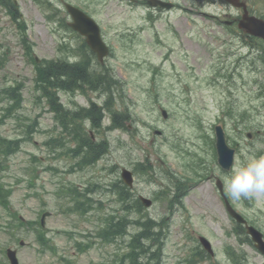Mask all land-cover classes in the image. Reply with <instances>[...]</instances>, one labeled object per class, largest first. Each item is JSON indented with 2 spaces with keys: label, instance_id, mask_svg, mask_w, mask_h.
<instances>
[{
  "label": "rangeland",
  "instance_id": "obj_1",
  "mask_svg": "<svg viewBox=\"0 0 264 264\" xmlns=\"http://www.w3.org/2000/svg\"><path fill=\"white\" fill-rule=\"evenodd\" d=\"M17 1L27 26L26 37L20 36L21 43L28 44L38 58L65 54L64 50L57 48L63 39L71 41L73 46L74 40L78 42L69 31L59 29L45 20L40 6L32 0ZM67 1L84 6V11L100 24L104 40L111 48L106 63L121 80V92L124 96L120 98L128 107L133 130L99 134L98 138L108 140L109 152L102 160L85 170L71 173L40 171L36 184H44L46 210L51 212L44 225L48 235L57 244L58 252H75L65 234L58 230L71 228L86 234L94 230L97 220L92 217L94 213L89 214V219L86 220L76 214L68 218L60 212L53 193L57 182L59 185L63 180L79 184L86 182L94 174L102 176V179H97L101 184H106L119 175L118 171L109 172L111 165L122 163L124 159L127 163H132L146 156L156 170V177L160 179L146 183L136 176V192L152 196L166 169L177 177L193 178L182 199L184 208L177 209L172 214L161 202L154 203L149 208L154 216H165L169 220L170 235L163 264H182L186 251L192 243L195 244L198 233L211 241L214 250V256L203 264L213 261L231 264L223 246L225 243L236 245L237 241L225 231L232 227V222L227 217L214 186L216 176L224 180L226 178L211 162L214 152L210 142L213 140L209 138V148H206L201 134L205 131L203 136L207 134L210 137L214 124H222L220 120L231 123L227 117L230 106L233 111L246 109L243 121L252 124L255 130H259V135L264 136V100L258 97V84L254 82L255 79L264 78V69L255 58L259 51L256 48L264 49V42L252 41L243 32L240 34L235 24L225 25L222 20L228 12L226 6L219 2L211 3L210 0L193 4L191 0H178L184 6L183 10H152L151 17L146 13L149 9L122 0ZM187 9L188 12H184ZM218 16L224 18L215 20ZM0 18V52L7 51L4 65L0 66V86L14 79L22 80L25 83V95L27 92L31 95L24 101L20 111L23 116L19 118L38 120L32 139L26 141L23 149L8 160L6 170H0V178L13 188L14 208L21 215L37 220L42 204L38 197L25 195L28 189L26 179L16 183V177L27 178L26 168L33 164L29 159L30 153L41 159L35 163L39 169L44 166V161L47 165L54 163L58 167L68 165L69 160L62 159L63 156L52 159L43 145L54 126L52 114L44 106L45 102L33 101L32 64L18 43L15 23L5 12L0 13ZM154 68L158 70L154 71ZM217 71L225 73L227 77L219 75ZM27 86H31L30 90H26ZM77 100L86 104L82 95H78ZM160 106L167 111L166 118L161 116ZM16 128L15 118L0 123L1 134L13 136L19 133ZM53 131L58 134L60 129L57 127ZM259 138L252 136L250 140L244 137L239 139L241 146L236 165L246 163L249 157L257 156L259 150H264V141L260 142ZM200 158L203 159L202 162ZM193 168L203 177L197 178ZM103 193L100 198L104 200V211H110L113 206L108 202L109 195L107 192ZM230 201L264 229V201ZM4 216L7 215L0 207V217ZM187 232L191 238L182 244V237ZM34 234L35 230L31 228L24 232L23 240L26 245L18 248L20 263L49 264L48 261H55L53 256L38 254ZM0 242L8 245L12 241L6 233L0 232ZM12 243L16 246V241ZM113 248V245L94 246L79 254L76 264L97 263L113 252ZM245 249L251 264H261L264 261L250 246Z\"/></svg>",
  "mask_w": 264,
  "mask_h": 264
},
{
  "label": "clouds",
  "instance_id": "obj_2",
  "mask_svg": "<svg viewBox=\"0 0 264 264\" xmlns=\"http://www.w3.org/2000/svg\"><path fill=\"white\" fill-rule=\"evenodd\" d=\"M225 195L235 201H264V155L252 156L238 164L226 179Z\"/></svg>",
  "mask_w": 264,
  "mask_h": 264
},
{
  "label": "trees",
  "instance_id": "obj_3",
  "mask_svg": "<svg viewBox=\"0 0 264 264\" xmlns=\"http://www.w3.org/2000/svg\"><path fill=\"white\" fill-rule=\"evenodd\" d=\"M51 66L52 65H49L48 68L51 67ZM52 71H54V70H52ZM69 73L72 76H74L76 74H78L79 76H81L82 75V70L79 67H75L74 68V71L71 70V71H68V72H61L60 74H57V75H65V76H67V75H69ZM39 74H40V76H42L43 72L41 71ZM70 80H72V78H70ZM49 84L55 85L54 81H51ZM10 91L9 90H4V92L8 95V97H10L11 99H13V103L11 105L12 106L19 105L20 100H21V94H20L19 90H10ZM53 105H57V103L55 101H53L52 106ZM8 143H11V142H8Z\"/></svg>",
  "mask_w": 264,
  "mask_h": 264
},
{
  "label": "water",
  "instance_id": "obj_4",
  "mask_svg": "<svg viewBox=\"0 0 264 264\" xmlns=\"http://www.w3.org/2000/svg\"><path fill=\"white\" fill-rule=\"evenodd\" d=\"M229 1L235 3V0H229ZM160 4H162V3H160ZM70 11L72 12V14L78 13L79 14V18H81L84 21H87V18L83 14H81L79 11H77L76 9L70 8ZM242 25H244L245 27H248L249 30L251 28H254V29H257V30H260V29L264 30V23L262 21H260V20H257V19L249 18V20L247 22H245V23H242ZM217 147H218V152L220 153L221 152L220 151L221 147L219 148V145Z\"/></svg>",
  "mask_w": 264,
  "mask_h": 264
}]
</instances>
